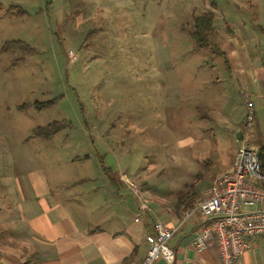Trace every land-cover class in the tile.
<instances>
[{
  "label": "rangeland",
  "instance_id": "rangeland-1",
  "mask_svg": "<svg viewBox=\"0 0 264 264\" xmlns=\"http://www.w3.org/2000/svg\"><path fill=\"white\" fill-rule=\"evenodd\" d=\"M263 7L264 0H0V183H20L34 170L70 181L79 171L74 158L85 157L103 171L120 168L143 198L150 191L172 205L203 200L243 145L234 130L246 103L220 48L224 20L244 34ZM205 13L214 15V47L193 38ZM256 120L247 143L259 147L264 112Z\"/></svg>",
  "mask_w": 264,
  "mask_h": 264
},
{
  "label": "crops",
  "instance_id": "crops-1",
  "mask_svg": "<svg viewBox=\"0 0 264 264\" xmlns=\"http://www.w3.org/2000/svg\"><path fill=\"white\" fill-rule=\"evenodd\" d=\"M253 15L244 34H237L233 22L224 20L227 37H219L244 98L253 102L251 138L258 112H264V7ZM263 140L257 137L258 144ZM74 165L79 171L70 181L64 172L49 180L42 170H34L22 174L20 183L8 179L0 183V264H144L156 237L155 221L176 226L182 212L202 199L179 197L172 205L150 191L145 198L138 197L120 168L105 172L85 157L74 158ZM128 192L132 197L126 198ZM142 204L149 210L141 214ZM202 225L196 212L171 238L174 264L219 262L214 244L201 252L193 248L194 233ZM154 264L166 263L160 259ZM237 264H264V235L253 239Z\"/></svg>",
  "mask_w": 264,
  "mask_h": 264
},
{
  "label": "built area",
  "instance_id": "built-area-1",
  "mask_svg": "<svg viewBox=\"0 0 264 264\" xmlns=\"http://www.w3.org/2000/svg\"><path fill=\"white\" fill-rule=\"evenodd\" d=\"M244 99L243 145L237 151L232 169L214 177L212 185L204 192L203 200L185 209L176 226L155 221L156 237L144 264H154L160 259L166 264H174L175 252L169 242L196 212L201 214L203 225L194 233L193 248L201 252L214 244L220 254L217 264H237L239 257L251 248L253 239L264 235V174L258 148L247 143L255 111L250 97L245 95ZM131 189L141 197L136 187ZM148 210L146 204L141 205V214Z\"/></svg>",
  "mask_w": 264,
  "mask_h": 264
},
{
  "label": "trees",
  "instance_id": "trees-1",
  "mask_svg": "<svg viewBox=\"0 0 264 264\" xmlns=\"http://www.w3.org/2000/svg\"><path fill=\"white\" fill-rule=\"evenodd\" d=\"M214 15L212 13H205L197 19L196 22V33H194L193 38L199 46H212L210 43L209 37L214 32ZM214 47V45L212 46ZM258 153L261 159V171L264 174V144H261L258 147ZM109 169L106 168L105 172H108ZM183 198L180 199L182 201ZM190 207V206H189ZM188 208V207H187ZM186 208V209H187Z\"/></svg>",
  "mask_w": 264,
  "mask_h": 264
},
{
  "label": "water",
  "instance_id": "water-1",
  "mask_svg": "<svg viewBox=\"0 0 264 264\" xmlns=\"http://www.w3.org/2000/svg\"><path fill=\"white\" fill-rule=\"evenodd\" d=\"M235 134L239 140H242L243 137V130L242 127H238V129L235 130Z\"/></svg>",
  "mask_w": 264,
  "mask_h": 264
}]
</instances>
